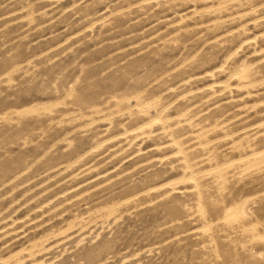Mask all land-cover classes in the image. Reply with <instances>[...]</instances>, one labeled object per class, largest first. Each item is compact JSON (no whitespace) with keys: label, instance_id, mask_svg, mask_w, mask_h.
<instances>
[{"label":"rangeland","instance_id":"374dc122","mask_svg":"<svg viewBox=\"0 0 264 264\" xmlns=\"http://www.w3.org/2000/svg\"><path fill=\"white\" fill-rule=\"evenodd\" d=\"M0 264H264V0H0Z\"/></svg>","mask_w":264,"mask_h":264}]
</instances>
